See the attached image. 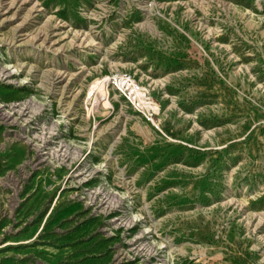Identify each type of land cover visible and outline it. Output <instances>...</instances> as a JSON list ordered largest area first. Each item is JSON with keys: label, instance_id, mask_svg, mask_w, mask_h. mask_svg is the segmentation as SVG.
<instances>
[{"label": "rangeland", "instance_id": "rangeland-1", "mask_svg": "<svg viewBox=\"0 0 264 264\" xmlns=\"http://www.w3.org/2000/svg\"><path fill=\"white\" fill-rule=\"evenodd\" d=\"M0 264H264V0H0Z\"/></svg>", "mask_w": 264, "mask_h": 264}, {"label": "built area", "instance_id": "built-area-1", "mask_svg": "<svg viewBox=\"0 0 264 264\" xmlns=\"http://www.w3.org/2000/svg\"><path fill=\"white\" fill-rule=\"evenodd\" d=\"M111 80L113 83H116L117 85H122L124 84L125 86L131 83V76L124 73V74H117L113 75L111 77Z\"/></svg>", "mask_w": 264, "mask_h": 264}]
</instances>
